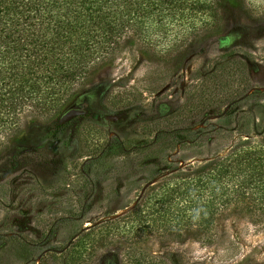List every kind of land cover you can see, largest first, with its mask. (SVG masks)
Returning a JSON list of instances; mask_svg holds the SVG:
<instances>
[{
	"label": "rangeland",
	"instance_id": "1",
	"mask_svg": "<svg viewBox=\"0 0 264 264\" xmlns=\"http://www.w3.org/2000/svg\"><path fill=\"white\" fill-rule=\"evenodd\" d=\"M222 16L224 41L197 56L169 64L129 47L72 106L84 115L21 123L26 140L0 148V264H264V224L240 209L219 216L210 244L125 219L162 181L155 170L264 144V0ZM236 74L246 98L225 114ZM190 126L193 142L153 146Z\"/></svg>",
	"mask_w": 264,
	"mask_h": 264
},
{
	"label": "trees",
	"instance_id": "2",
	"mask_svg": "<svg viewBox=\"0 0 264 264\" xmlns=\"http://www.w3.org/2000/svg\"><path fill=\"white\" fill-rule=\"evenodd\" d=\"M239 2L0 0V148L5 141L26 140L20 125L27 119L37 125L57 122L129 47L144 59L170 64L197 56L210 42L224 41L222 10ZM234 76L225 114L246 98L247 89ZM194 127L159 132L153 146L193 142L202 134ZM160 171L155 177L162 181L125 215L141 230L164 231L177 240L191 235L210 244L216 220L232 208L251 224H264V144L176 166L166 175Z\"/></svg>",
	"mask_w": 264,
	"mask_h": 264
},
{
	"label": "water",
	"instance_id": "3",
	"mask_svg": "<svg viewBox=\"0 0 264 264\" xmlns=\"http://www.w3.org/2000/svg\"><path fill=\"white\" fill-rule=\"evenodd\" d=\"M85 113H86L85 112V105L84 104H79V105H77L75 107L68 108L66 111H64L60 115V117H59L57 122L59 124H65V123L73 120L76 117L84 115Z\"/></svg>",
	"mask_w": 264,
	"mask_h": 264
},
{
	"label": "flooded vegetation",
	"instance_id": "4",
	"mask_svg": "<svg viewBox=\"0 0 264 264\" xmlns=\"http://www.w3.org/2000/svg\"><path fill=\"white\" fill-rule=\"evenodd\" d=\"M80 117V116H79ZM77 118V117H76ZM75 119V118H74Z\"/></svg>",
	"mask_w": 264,
	"mask_h": 264
}]
</instances>
